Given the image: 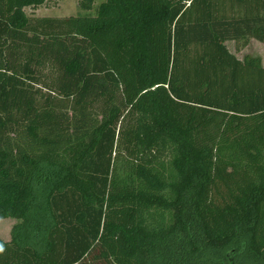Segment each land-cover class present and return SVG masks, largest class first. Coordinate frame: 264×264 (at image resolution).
Masks as SVG:
<instances>
[{
  "label": "trees",
  "instance_id": "16d2710c",
  "mask_svg": "<svg viewBox=\"0 0 264 264\" xmlns=\"http://www.w3.org/2000/svg\"><path fill=\"white\" fill-rule=\"evenodd\" d=\"M46 1L0 0V264H264V0Z\"/></svg>",
  "mask_w": 264,
  "mask_h": 264
},
{
  "label": "rangeland",
  "instance_id": "374dc122",
  "mask_svg": "<svg viewBox=\"0 0 264 264\" xmlns=\"http://www.w3.org/2000/svg\"><path fill=\"white\" fill-rule=\"evenodd\" d=\"M80 0H47L46 3L37 8H26L24 10L25 14L29 18H56L64 19L68 17H75L78 15L94 14L96 7L101 3L102 0H95L93 4L92 11L85 12L79 8ZM228 50L236 56L241 61L245 58L256 59L258 54L262 57L260 58L261 65L264 66V45L258 46L256 44L243 47L241 43L235 44V42L229 41L225 43ZM263 60V63H262ZM44 76L51 77L52 72L44 71ZM39 88V87H38ZM46 92V90H42ZM97 112L95 114L98 120L101 119V112L95 109ZM94 115V113H93ZM14 219H3L0 220V240L4 242L10 241V232L12 227L16 224Z\"/></svg>",
  "mask_w": 264,
  "mask_h": 264
},
{
  "label": "crops",
  "instance_id": "0c3cea01",
  "mask_svg": "<svg viewBox=\"0 0 264 264\" xmlns=\"http://www.w3.org/2000/svg\"><path fill=\"white\" fill-rule=\"evenodd\" d=\"M232 42H234V41H232ZM235 44H237V43H235ZM253 45V44H256V45H258V46H263L264 45V43H261V42H259V41H257V40H255V39H250V41H249V43L246 45V46H249V45ZM242 45V44H241ZM243 46V45H242ZM246 46H243V47H246ZM262 56L260 55V54H258V59H260ZM264 59V58H263ZM262 63H263V60H262ZM264 67V66H263Z\"/></svg>",
  "mask_w": 264,
  "mask_h": 264
},
{
  "label": "water",
  "instance_id": "95a60500",
  "mask_svg": "<svg viewBox=\"0 0 264 264\" xmlns=\"http://www.w3.org/2000/svg\"><path fill=\"white\" fill-rule=\"evenodd\" d=\"M230 264H233V260L231 259Z\"/></svg>",
  "mask_w": 264,
  "mask_h": 264
},
{
  "label": "flooded vegetation",
  "instance_id": "af4514ba",
  "mask_svg": "<svg viewBox=\"0 0 264 264\" xmlns=\"http://www.w3.org/2000/svg\"><path fill=\"white\" fill-rule=\"evenodd\" d=\"M230 261H231V259L229 260V264H230Z\"/></svg>",
  "mask_w": 264,
  "mask_h": 264
}]
</instances>
